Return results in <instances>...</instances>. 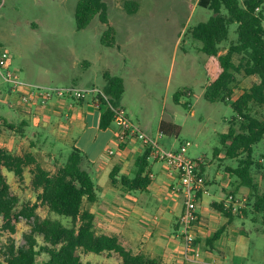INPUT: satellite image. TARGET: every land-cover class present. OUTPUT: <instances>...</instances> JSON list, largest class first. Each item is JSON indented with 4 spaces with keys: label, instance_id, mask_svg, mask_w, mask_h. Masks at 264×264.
Masks as SVG:
<instances>
[{
    "label": "rangeland",
    "instance_id": "374dc122",
    "mask_svg": "<svg viewBox=\"0 0 264 264\" xmlns=\"http://www.w3.org/2000/svg\"><path fill=\"white\" fill-rule=\"evenodd\" d=\"M78 1L0 0V50L10 55L11 68L19 72L22 80L54 87L103 90L105 73L124 78L125 93L118 108L124 105L131 121L144 125L147 135L158 139L164 148L186 147L189 158L202 159L213 179L218 171L224 174L225 179L219 184H226L229 180L226 168L237 166L238 160L226 156L222 136L229 132L230 126L240 128L242 119L235 117L231 104L255 84L256 77L238 74L228 103H211L205 99L208 63L210 60L216 63L217 57L210 59L201 51V43L192 37V30L207 22L213 12L199 7L198 0H136L138 12L128 14L124 9L126 0H106L109 25L116 30L115 46L106 47L101 43V36L108 26L98 17L86 29H77ZM245 1L239 0L241 5ZM237 28L238 24L231 25L229 40L221 45V50L237 40ZM235 62L238 63L237 58ZM0 90L10 92L1 75ZM179 92L186 93L177 103L175 96ZM7 97L0 99V114L12 115L19 125L20 118L8 107ZM249 109L252 116L264 118V105L252 103ZM233 118L236 119L232 123ZM162 122L175 125L177 133L158 138ZM24 131L25 136H21L18 132L0 130V148L18 155L31 153L52 173L67 161L71 154L70 144L63 143L64 140L58 139L49 129L33 126ZM253 156L257 164L252 171L253 177L264 192V140L254 146ZM2 172L19 197V209L38 204L30 169L26 170L22 181L4 168ZM92 177L99 183L95 175ZM103 178L110 182L107 175ZM38 205V214L45 216L47 208L44 204ZM245 207L253 210L252 202L246 201ZM252 216L260 221L254 224L249 220L246 229L256 238L259 235L255 229L263 224L259 214L249 215ZM52 217L69 224L67 218L54 214ZM29 232L28 222L24 220L18 224L16 234L3 231L0 217V249L12 240L17 245L23 244L24 235ZM38 240L44 244L41 236ZM83 259L91 264H122L116 253L109 257L84 255Z\"/></svg>",
    "mask_w": 264,
    "mask_h": 264
},
{
    "label": "trees",
    "instance_id": "16d2710c",
    "mask_svg": "<svg viewBox=\"0 0 264 264\" xmlns=\"http://www.w3.org/2000/svg\"><path fill=\"white\" fill-rule=\"evenodd\" d=\"M201 8L209 9L213 16L192 30V37L201 43V51L209 57H217L222 69L219 77L206 87L204 97L211 103H228L232 98L237 75L255 76L258 83L235 100L231 106L241 118L240 128L230 126L229 132L222 136V144L229 159L238 160L236 168L227 171L237 177L239 187L250 191L249 203L252 202L254 213L261 216L264 225V192L253 177V168L257 165L253 156L254 146L264 140V118L259 119L250 114L249 105H264V0H246L243 5L239 0H198ZM124 9L128 14L139 10L136 0H126ZM226 11L224 13L223 11ZM98 17L107 29L101 36V43L106 47L116 44V30L109 25L108 5L106 0H79L75 12L76 27L84 30ZM238 24L237 40L226 48V53L220 55L221 45L229 40L230 27ZM238 59V63L235 62ZM106 86L103 89L108 100H102L103 109L100 128H109L115 119L113 109H118V102L125 93L124 81L121 77L104 74ZM186 92H179L175 101ZM236 118H233V123ZM5 126L12 131H23L14 124L0 119V127ZM165 130L166 125L161 124ZM123 146V145H122ZM219 151V150H217ZM150 150L147 149L136 163L137 172L133 179L123 178L122 186L129 191L148 189L151 180L147 171ZM89 162L85 154L73 148L67 161L52 173L40 165L31 153L22 155L10 153L0 148V217L2 230L12 235L17 232V226L23 220L28 222L30 232L24 235V243L17 245L11 241L0 249V260L5 264H38L42 254L48 256L44 264H85L82 254L116 253L122 264H162V262L144 253L133 254L125 249L117 236L100 235L96 231V218L86 204L97 200L96 185L87 167ZM13 173L22 181L27 169L32 174V187L37 193V201L44 204L49 215L42 218L37 214L39 205H24L19 209V198L11 190L7 177L2 169ZM112 183H116V174L111 175ZM215 208L231 216L232 211L223 205ZM242 211V210H241ZM55 216L67 218L69 224H64ZM217 232L209 242L218 238ZM43 237L40 245L37 236Z\"/></svg>",
    "mask_w": 264,
    "mask_h": 264
},
{
    "label": "crops",
    "instance_id": "0c3cea01",
    "mask_svg": "<svg viewBox=\"0 0 264 264\" xmlns=\"http://www.w3.org/2000/svg\"><path fill=\"white\" fill-rule=\"evenodd\" d=\"M225 53L226 49H223L220 55ZM207 69L209 81L206 87L222 72L218 58L216 63L210 60ZM122 79L125 85V79ZM258 81L256 77L255 83ZM101 107L88 97L80 102L70 100L54 102L48 107L11 109L16 112L15 116L20 118L19 125L15 124L12 115L1 113L0 119L14 124L17 130L20 128L23 134L15 130L13 132H18L21 136H25V128L41 126L46 130L49 129L58 139L64 140L63 143L70 144L71 152L75 147L85 154L90 164L87 169L99 182L94 181L97 200L93 204L85 205V208L96 218V231L100 235L117 236L125 249L133 254L144 253L159 259L162 264H264V225L255 229L259 235L256 238H253L246 229L249 220L254 224L260 221L255 218L256 216L249 217L250 214H255L254 211L244 207L240 213L232 211L231 216H226L215 208V205L224 206L230 194L248 201L249 189L239 187L237 177L227 171L228 168L237 166L226 168L225 173L229 180L224 185L219 184L225 179L224 174L218 171L216 178L213 179L207 171V164L203 166L202 171L207 178L208 193L201 197L195 228L196 242L194 248L187 252L180 235L179 220L184 210V198L178 191L180 184L178 176L169 174L163 164L149 156L147 171L151 183L148 189L126 190L121 180L135 178L137 160L148 148L137 140H132L123 146L119 144L120 129L115 122L109 128L101 129L100 119L103 112ZM119 109L124 113L125 110L127 111L122 104L119 105ZM125 115L131 121L127 112ZM164 124L166 129L162 130L160 125L159 135L177 133L175 125ZM137 126L148 134L144 125ZM0 130L12 131L5 126H1ZM109 151H113V154H109ZM219 158L221 159L220 155ZM113 173L116 174L115 184L111 180ZM104 175L109 177L110 182L104 180ZM214 187L217 189L215 190ZM48 215L49 211L41 217L45 218ZM219 231L218 238L210 243L209 240ZM113 254L108 252L100 255L82 254V260L85 264H91L89 260L84 261V255L109 257ZM39 259L40 264H44L48 256L42 254ZM0 264L5 263L0 260Z\"/></svg>",
    "mask_w": 264,
    "mask_h": 264
},
{
    "label": "built area",
    "instance_id": "2783aa9c",
    "mask_svg": "<svg viewBox=\"0 0 264 264\" xmlns=\"http://www.w3.org/2000/svg\"><path fill=\"white\" fill-rule=\"evenodd\" d=\"M0 75L8 84V91H10L6 93L0 90V99H4L5 95L8 96L9 98L5 99L10 109L48 107L54 102L66 100L80 102L88 97L100 106L102 100H108L104 90L99 88L43 86L22 80L19 72L11 68L10 55L2 49L0 50ZM113 110L115 112L114 122L120 129L119 144L125 145L132 140L141 142L150 150V158L163 164L169 174L178 176L180 182L178 191L184 198V210L179 220L180 235L187 252L191 251L197 238L195 228L198 222V206L201 197L208 193L207 178L202 171L204 161L189 158L186 147L177 150L164 148L159 144L158 139L151 138L133 124L123 110L119 108ZM161 137L162 134L158 138ZM109 154H113V151H109ZM245 205L244 198L230 194L224 207L234 213H240Z\"/></svg>",
    "mask_w": 264,
    "mask_h": 264
}]
</instances>
